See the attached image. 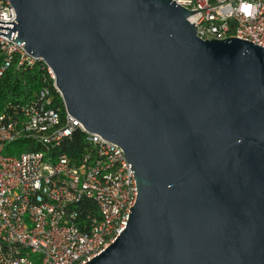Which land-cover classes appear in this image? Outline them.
<instances>
[{
  "label": "water",
  "instance_id": "95a60500",
  "mask_svg": "<svg viewBox=\"0 0 264 264\" xmlns=\"http://www.w3.org/2000/svg\"><path fill=\"white\" fill-rule=\"evenodd\" d=\"M9 2L0 35L136 180L126 228L86 264H264V48L202 40L173 0Z\"/></svg>",
  "mask_w": 264,
  "mask_h": 264
},
{
  "label": "built area",
  "instance_id": "2783aa9c",
  "mask_svg": "<svg viewBox=\"0 0 264 264\" xmlns=\"http://www.w3.org/2000/svg\"><path fill=\"white\" fill-rule=\"evenodd\" d=\"M173 1L198 11L188 20L202 40L238 38L264 48V0ZM15 19L9 0H0V22ZM24 45L0 35V81L13 67H41L52 89L0 110V264H86L126 228L136 180L123 149L67 112L53 71ZM53 91L64 112L53 106ZM79 133L81 150L71 157L62 148L73 146ZM23 139L39 151L7 152Z\"/></svg>",
  "mask_w": 264,
  "mask_h": 264
},
{
  "label": "trees",
  "instance_id": "16d2710c",
  "mask_svg": "<svg viewBox=\"0 0 264 264\" xmlns=\"http://www.w3.org/2000/svg\"><path fill=\"white\" fill-rule=\"evenodd\" d=\"M47 73L41 67L33 70H23L13 67L8 70L0 81V110L7 104H28L36 99L44 87H52ZM52 89V88H51ZM54 107L64 112L63 102L60 96L53 91ZM83 134H76L74 144L62 149L71 157H76L81 149ZM30 140H19L7 147V152L20 154L23 152L39 151V148Z\"/></svg>",
  "mask_w": 264,
  "mask_h": 264
}]
</instances>
